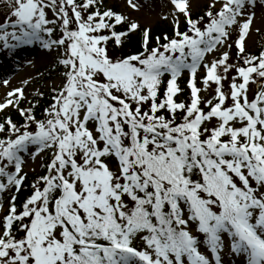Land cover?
<instances>
[{
    "label": "snow or ice",
    "instance_id": "6c2138e0",
    "mask_svg": "<svg viewBox=\"0 0 264 264\" xmlns=\"http://www.w3.org/2000/svg\"><path fill=\"white\" fill-rule=\"evenodd\" d=\"M173 3L185 15L188 31L180 30L177 19L176 38L166 37L167 43L151 48L146 30L144 52L116 60L108 53L112 36L97 33L110 30L122 43L128 33L116 32V26L127 18L101 12L99 0L12 3L15 21L10 16L9 23L0 25L4 48L15 47L9 38L19 44L36 41L45 49L67 43L66 58L59 63L68 71L67 84L46 110L50 119L36 121L31 110H21L27 121L37 123L38 131L21 132L11 118L6 121L17 135L0 141V176L7 178V183L0 182V191L9 185L20 188L24 177L18 153L29 145L36 146L33 155L42 149L54 152L48 174L40 178L44 187L33 186L34 194L19 214L16 197H11L0 234V264H186L185 258L187 264H223L222 237L230 239V252L243 255L246 264H264V52L246 56L247 66L237 68L242 82L233 78L232 106H225L229 97L218 73L221 66L225 73L233 67L227 51L205 65L204 84L218 85V102L209 101L207 112L200 107L201 89L196 86L197 69L206 54L226 44L231 25L239 23L235 44L244 52L255 0H222L219 11L206 13L207 23L204 17L193 19L189 0ZM94 6L97 10L85 18ZM46 9L60 21L59 39L50 38L49 25L56 21L47 18ZM238 17L243 19L238 22ZM72 22L76 30L69 28ZM8 27L18 31L9 33ZM139 28L131 25V31ZM184 69L191 73L188 105L174 100ZM165 73L171 77L166 98L157 103ZM250 83L257 84L252 101ZM8 97L0 111L17 103L23 90L14 89ZM165 108L171 119L158 115ZM177 111L185 113L180 123ZM213 118L216 126H203ZM89 121L95 122L94 129ZM4 131L5 124H0ZM109 156L117 159L118 172L106 163ZM9 165L14 172L7 170ZM25 218L30 219L22 223L25 236L17 239L13 224ZM190 222L204 234L214 259L199 251L197 237L188 230ZM142 233L145 247L138 249L133 241Z\"/></svg>",
    "mask_w": 264,
    "mask_h": 264
},
{
    "label": "rangeland",
    "instance_id": "374dc122",
    "mask_svg": "<svg viewBox=\"0 0 264 264\" xmlns=\"http://www.w3.org/2000/svg\"><path fill=\"white\" fill-rule=\"evenodd\" d=\"M14 0H0V25L3 23V20L11 15L12 11V3ZM190 2V11L192 14H197V12H206L208 8L215 4V9H220L222 6L221 2H217V0H189ZM110 10L116 12H121L128 21L131 23H137L141 27H145L148 29H154L156 26H176L177 19L179 21V25L182 24L183 20H185V15L183 13H179L173 0H132V3L137 5L136 8L131 7L128 0H102ZM253 13L252 21L250 25V29L246 34L244 41V52L240 53L238 51V47L235 44V41L239 36V23L231 25L228 29L229 37L227 39L226 44L223 46H218L213 52L206 54L207 58L204 60L203 65L197 69L196 74V86L201 89L199 95L200 98H204L206 103L209 101L214 102V94L218 85L214 82H210L207 86L204 84L203 75L206 76L207 69L205 68L206 64H210V62L221 58L222 53L227 51L229 54V59L227 61L228 64L233 65L232 68L228 70L227 73L223 71V66L218 68V73L224 77L222 80V90L228 95V99L225 102L226 107H230L233 104L232 98L230 96L231 92V84L233 83V78L235 77L236 83H241L242 78L239 77L237 73V63L236 59L237 55L241 54H252L259 50L260 44L258 40L260 38L261 32H264V3L261 0H255L254 6L251 8ZM243 17H238V22L241 21ZM9 33L12 31H18V29H14L12 27H8L6 29ZM2 29H0V35H2ZM49 36L45 34V39H48ZM262 40V37L260 38ZM259 40V41H260ZM8 43L10 45H15L14 50L9 52V54L17 55L11 56L8 53L6 54V50L3 46L4 42L0 39V53L6 57V61H3L0 64V103L6 102L9 98L8 93L12 92L14 89H22L23 97L17 101V97H11L17 103H14L12 106L0 111V122L4 115L10 114L13 110L18 108V106L22 105L23 108L27 110L29 108V103L41 92H51V90H56L62 88L65 83L63 73H53L51 77H46V73L49 72L50 68L56 63L58 58L63 57L66 52L64 51L63 46H53L51 48L45 49L41 47L39 42L34 41L31 44H19L16 41L9 38ZM230 45V47H229ZM20 49L21 53L18 52ZM23 50V51H22ZM4 51V52H3ZM17 51V53H16ZM0 54V56H2ZM20 56L17 61V58ZM11 57H15L10 61ZM11 63V64H10ZM20 67L19 70H16V67ZM28 66V68H27ZM25 67V70L24 68ZM255 76V74H254ZM191 73L180 74L177 78V84L179 89L182 87L181 85L184 80L187 84L190 85ZM7 80L8 83L5 84L3 81ZM254 83H250L248 89V98L249 101H252L255 98V85ZM160 86H162L160 84ZM159 86V87H160ZM168 87V86H167ZM181 90V89H180ZM179 99V98H178ZM201 99V100H202ZM33 102V101H32ZM31 102V103H32ZM243 102V101H241ZM208 128H212L218 124V120L213 118L210 121H205ZM92 123L89 121L88 127L92 128ZM233 126L240 127L242 126L239 122H234ZM36 146L29 145L27 150L21 151L19 153L21 157V173H34L40 172L41 168L44 166L45 155L47 153V149H42L40 152H35ZM54 151V149H52ZM109 158V157H108ZM107 158V159H108ZM107 163V162H106ZM110 169L114 172H118V168H114L110 166ZM8 200L4 199L2 204L0 205V217L3 215V211L7 208ZM197 226H195L192 222L188 225V230L192 233L196 230ZM142 235H146V233L138 234L134 239V245H142L145 247L144 241L141 239ZM224 239V244L227 246L228 239L222 237ZM202 254L206 255L207 249H200ZM229 256V257H228ZM227 259V264H233L235 261H242L246 259L243 255H236L229 251ZM186 264H187V260Z\"/></svg>",
    "mask_w": 264,
    "mask_h": 264
},
{
    "label": "trees",
    "instance_id": "16d2710c",
    "mask_svg": "<svg viewBox=\"0 0 264 264\" xmlns=\"http://www.w3.org/2000/svg\"><path fill=\"white\" fill-rule=\"evenodd\" d=\"M78 3H85V0H77ZM96 7L94 6L91 9H87L84 13L85 18H87L88 15L94 13L96 11ZM99 10L101 12L106 11L105 8L99 4ZM208 11H213L214 13L217 12V10L215 9H209ZM198 12L196 15H192L193 19H200L201 17H204V23L208 22V18L206 16V13L208 12ZM219 11V10H218ZM48 12V11H46ZM71 15V12H70ZM99 20V18H98ZM112 23H115V20L112 21ZM72 28L73 30H76V23L72 22ZM131 23L128 21H125L123 24H119L116 26V32L119 33H128V35H126L123 38V42H118L117 39L115 38V36H113L112 32L110 30H104L103 33H97V35L103 34V35H109L112 36V39L109 40L108 42V53L109 56L116 60V59H120V58H127L128 56L131 55H138L141 52H144V38H145V28L140 27L139 29L135 30V31H131ZM203 27V24L201 25ZM188 24L187 22H185L182 26H180V30L181 31H188ZM55 37L57 39L62 37L63 32L58 29L57 32L54 33ZM262 36V40H261V44H260V52L257 53V56H259L262 52H264V35ZM157 37H159L160 39L157 40ZM167 38H176V28L175 27H170V26H157L155 27V29L150 30V40H149V47L151 48H155L160 46L161 44H165L168 42ZM67 45V43L65 44ZM246 56H244L245 58ZM244 58L242 57H238L236 59V63L237 65H243L244 63ZM65 67L60 65L59 63H57L56 65H54V67L52 69H50V73L53 70H59V71H64ZM65 71H68V69H66ZM64 71V72H65ZM50 73L46 75V77L50 76ZM67 82V81H66ZM61 90H57V91H51L50 93H41L39 95H37L33 102L29 105L31 112L30 114L35 116L36 121H46L47 119H50L51 117L48 115V111L51 110V106L55 103V99L54 97L57 96V94L60 92ZM165 90L164 89H160L159 90V94L157 97V103L162 102L165 99ZM185 99L186 101H190V97H189V93L185 94ZM151 101H149L147 104L144 105L143 110L147 111L150 107ZM135 106V105H134ZM21 110H26L25 108H20V110H16L13 111L12 113H10V115H7L5 117H3L2 120V124H5V131L4 132H0V141H4L7 140L9 138L15 139L17 133H14L11 129L10 126H8L6 124V121L8 118H11L12 121L17 125V127L20 129L21 132L27 130L30 132L33 131H38V125L36 122H30L27 121L26 116L23 115L21 113ZM48 110V111H46ZM27 111V110H26ZM183 111H177L176 113V122L180 123L183 120ZM158 115H164L166 118L171 119V113L168 111L167 108L162 109ZM25 125H27V127H25ZM128 141H125V143H127ZM113 160L118 163L117 159L115 157H112ZM7 163V162H5ZM9 167V166H8ZM47 165L44 166V170L40 175H27L25 176V178L23 179V183L21 184L20 188L18 189V191L13 195L16 197L14 203L16 205L17 208V214H19L20 212H22L23 210V205L24 203L34 194V185L36 187L40 186V185H44L43 181L40 180V178L42 176H44V174L47 171ZM12 204V201L10 202ZM10 204V207H11ZM9 207V209H10ZM8 215H9V210H8ZM29 220L28 218H25L23 222L21 221H15L12 227V233L13 235H15L17 237V239L23 238L25 236V232L22 229V223H27V220ZM5 223H2V233L5 230Z\"/></svg>",
    "mask_w": 264,
    "mask_h": 264
},
{
    "label": "bare ground",
    "instance_id": "6f19581e",
    "mask_svg": "<svg viewBox=\"0 0 264 264\" xmlns=\"http://www.w3.org/2000/svg\"><path fill=\"white\" fill-rule=\"evenodd\" d=\"M27 68H28V66H27Z\"/></svg>",
    "mask_w": 264,
    "mask_h": 264
}]
</instances>
